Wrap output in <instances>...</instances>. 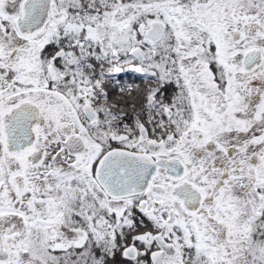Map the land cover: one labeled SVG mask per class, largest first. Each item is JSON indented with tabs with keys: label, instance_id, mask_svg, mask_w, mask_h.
<instances>
[{
	"label": "snow or ice",
	"instance_id": "snow-or-ice-1",
	"mask_svg": "<svg viewBox=\"0 0 264 264\" xmlns=\"http://www.w3.org/2000/svg\"><path fill=\"white\" fill-rule=\"evenodd\" d=\"M0 264H264V0H0Z\"/></svg>",
	"mask_w": 264,
	"mask_h": 264
}]
</instances>
